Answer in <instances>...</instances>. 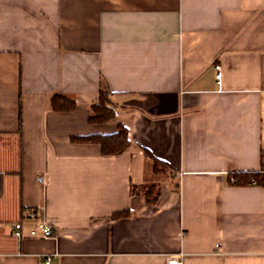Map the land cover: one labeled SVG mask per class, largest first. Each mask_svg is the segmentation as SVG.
<instances>
[{
    "label": "crops",
    "instance_id": "crops-1",
    "mask_svg": "<svg viewBox=\"0 0 264 264\" xmlns=\"http://www.w3.org/2000/svg\"><path fill=\"white\" fill-rule=\"evenodd\" d=\"M263 156L264 0H0V264H264Z\"/></svg>",
    "mask_w": 264,
    "mask_h": 264
},
{
    "label": "trees",
    "instance_id": "trees-1",
    "mask_svg": "<svg viewBox=\"0 0 264 264\" xmlns=\"http://www.w3.org/2000/svg\"><path fill=\"white\" fill-rule=\"evenodd\" d=\"M112 93L105 87L101 88L100 96L97 102L91 106V112L89 115V122L91 124H102L112 120L115 117V104L112 100ZM52 106L55 111H73L77 107V103L74 99L62 95L55 94L52 98ZM82 143L98 144L101 147V151L106 156H113L122 154L129 146L130 140L128 136V130L124 126H120L119 130L112 134H91L78 138ZM264 158V156H263ZM159 163V161H155ZM4 176L5 173L0 172V197L4 192ZM234 183L244 185L250 182L257 183L264 186V171L250 172V173H237L234 176ZM132 192L142 194L147 201L157 203L160 192L155 185L150 186H134ZM129 211H123L116 213L114 217L127 216Z\"/></svg>",
    "mask_w": 264,
    "mask_h": 264
},
{
    "label": "built area",
    "instance_id": "built-area-1",
    "mask_svg": "<svg viewBox=\"0 0 264 264\" xmlns=\"http://www.w3.org/2000/svg\"><path fill=\"white\" fill-rule=\"evenodd\" d=\"M215 69L217 71V78L221 79V77H222L221 65L216 64ZM232 181H235V179L232 178ZM23 227H24V225L21 222H18L15 225V228H16L15 234L18 238L23 237ZM54 234H55V232H54L53 227L44 220L37 221L29 229V235H31L33 237H52V236H54ZM219 247H220V245H219ZM51 260H52L51 256H48L45 260V263L51 264ZM182 263H183L182 254L169 256L167 259V264H182Z\"/></svg>",
    "mask_w": 264,
    "mask_h": 264
}]
</instances>
